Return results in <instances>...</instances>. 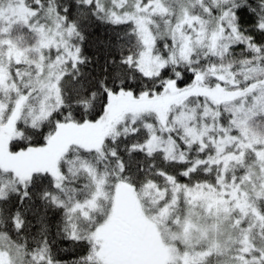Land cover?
I'll list each match as a JSON object with an SVG mask.
<instances>
[{"label":"snow or ice","instance_id":"6c2138e0","mask_svg":"<svg viewBox=\"0 0 264 264\" xmlns=\"http://www.w3.org/2000/svg\"><path fill=\"white\" fill-rule=\"evenodd\" d=\"M0 264H264V0H0Z\"/></svg>","mask_w":264,"mask_h":264}]
</instances>
